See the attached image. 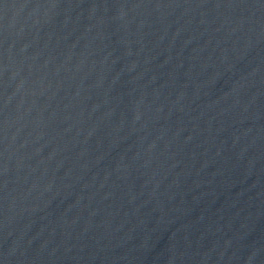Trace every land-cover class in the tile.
<instances>
[{"label": "water", "instance_id": "95a60500", "mask_svg": "<svg viewBox=\"0 0 264 264\" xmlns=\"http://www.w3.org/2000/svg\"><path fill=\"white\" fill-rule=\"evenodd\" d=\"M0 264H264V0H0Z\"/></svg>", "mask_w": 264, "mask_h": 264}]
</instances>
